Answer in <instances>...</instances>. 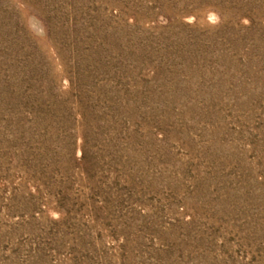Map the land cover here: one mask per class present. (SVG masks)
<instances>
[{
  "label": "rangeland",
  "instance_id": "374dc122",
  "mask_svg": "<svg viewBox=\"0 0 264 264\" xmlns=\"http://www.w3.org/2000/svg\"><path fill=\"white\" fill-rule=\"evenodd\" d=\"M0 264H264V0H0Z\"/></svg>",
  "mask_w": 264,
  "mask_h": 264
}]
</instances>
